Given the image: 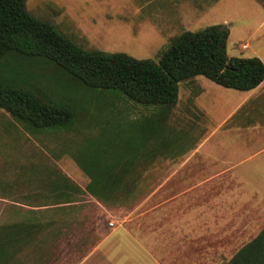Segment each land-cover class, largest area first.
I'll use <instances>...</instances> for the list:
<instances>
[{
	"label": "rangeland",
	"instance_id": "1",
	"mask_svg": "<svg viewBox=\"0 0 264 264\" xmlns=\"http://www.w3.org/2000/svg\"><path fill=\"white\" fill-rule=\"evenodd\" d=\"M26 8L84 49L153 61L180 33L226 24L227 54L257 56L264 63V0H26ZM29 72L31 88L68 106L74 116L68 125L33 128L0 109V264H44V256L60 262L58 235L43 234L38 224L50 211L42 207L89 197L81 166L98 158L129 161L130 167L115 200L104 201L105 208L89 203L94 228L73 234L78 211L66 215L69 231L62 247L68 264L85 251L86 233L104 236L109 220L130 228L152 221L159 229V211L164 216L182 209L188 194L196 204L194 232L165 236L164 255H158L162 264H227L261 231L264 169L239 171L221 161L227 145L238 153L248 149L238 133L250 110L241 106L223 120L236 99L226 104L224 88L195 76L178 84L174 104L144 106L118 91L90 90L51 66H30ZM107 208L114 210L110 216ZM17 226L24 234L20 239Z\"/></svg>",
	"mask_w": 264,
	"mask_h": 264
},
{
	"label": "trees",
	"instance_id": "2",
	"mask_svg": "<svg viewBox=\"0 0 264 264\" xmlns=\"http://www.w3.org/2000/svg\"><path fill=\"white\" fill-rule=\"evenodd\" d=\"M228 36L226 24H212L180 33L157 61L136 59L123 52L84 49L28 12L26 0H0V109L33 128L71 123L74 113L68 106L31 88L30 66L41 64L54 67L90 90L118 91L144 106L174 104L178 84L195 76L223 88L253 89L264 80V63L257 56H229ZM100 159L81 166L89 178L85 190L102 202L115 200L120 192L117 185L130 162L110 164ZM227 264H264V226Z\"/></svg>",
	"mask_w": 264,
	"mask_h": 264
},
{
	"label": "crops",
	"instance_id": "3",
	"mask_svg": "<svg viewBox=\"0 0 264 264\" xmlns=\"http://www.w3.org/2000/svg\"><path fill=\"white\" fill-rule=\"evenodd\" d=\"M258 86L245 93L224 88L225 96L222 100L225 103L232 101V99H236L234 103H232L233 106L227 113L228 115L224 117L223 120L230 116L236 108L246 105L250 109L246 112L244 124L239 126L240 132L238 133L239 138L243 136L242 146L248 149L238 153L234 151V146L227 145V147H224V151L221 150V152L224 153L220 155L221 161L223 162L222 164H228L230 166L228 168L230 169L234 168V170L238 169L239 171H250L252 173L264 169V136L261 138L264 133V94L261 93L264 92V87ZM214 134L213 132L206 139H212ZM221 145L223 147L222 143ZM197 150L200 149L198 148ZM230 150H232L231 153ZM238 154L240 156H238ZM260 166L262 167L260 168ZM75 175H78V173L72 170V176ZM187 184L190 186L189 183ZM81 189L83 190V188ZM88 196L93 200L91 201L86 195H80L78 200H73L71 202L60 200L54 202V204L49 202V204L42 207L46 210H50L49 213H47V211L45 212L43 220L40 221L41 223L38 222V224H43V234L50 233L58 235L56 244L60 247L57 250L59 253V259L57 260H60V262L57 263L56 261L54 264H68L67 260L64 259L65 249L62 247L63 241H67V233L69 231L66 215L69 212L78 211L77 217L72 224V233L75 234L77 230L81 234L83 230H86L85 228H94V225H91L93 222L91 216L93 215H88L91 211V204L89 203L94 202L99 207H106L102 201L89 194ZM189 196L192 195L188 194L180 203L182 209L180 207L174 208L169 215L168 212H166L164 216L159 211L155 219L156 222H158L157 226H160L159 229L153 226L152 221H148L143 224L140 223L139 227L134 224L132 228L126 225L124 227H114L112 225L113 227H111L108 224L111 230L104 236H100L99 231H95V233L93 231H91V233H86L87 235L84 240L88 238L89 241L87 246L83 249L85 251L74 264H162V260L159 259L158 255L162 257L164 255L165 236L180 237L183 235H190L191 232H194L192 231V229H194V223H191V221H195L196 218V204L195 198L192 199V197ZM190 198L192 201H190ZM221 200L222 199L217 202L220 204ZM94 207L96 208V206L93 205V208ZM113 212L114 210H110L109 208L106 210L109 216ZM164 220H166L165 224ZM18 224H20V222ZM149 230H154L152 232L154 235L150 237V239L148 238ZM23 235L22 229L17 226V238L20 239ZM43 260L45 261L44 264H53L52 256H44Z\"/></svg>",
	"mask_w": 264,
	"mask_h": 264
},
{
	"label": "built area",
	"instance_id": "4",
	"mask_svg": "<svg viewBox=\"0 0 264 264\" xmlns=\"http://www.w3.org/2000/svg\"><path fill=\"white\" fill-rule=\"evenodd\" d=\"M110 226H112L113 225V222L112 221H109V223H108Z\"/></svg>",
	"mask_w": 264,
	"mask_h": 264
}]
</instances>
